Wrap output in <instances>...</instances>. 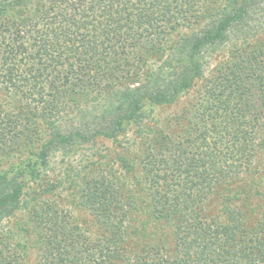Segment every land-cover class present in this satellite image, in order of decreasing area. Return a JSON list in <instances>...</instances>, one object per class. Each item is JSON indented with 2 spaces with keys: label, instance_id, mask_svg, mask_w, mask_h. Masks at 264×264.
Returning <instances> with one entry per match:
<instances>
[{
  "label": "trees",
  "instance_id": "16d2710c",
  "mask_svg": "<svg viewBox=\"0 0 264 264\" xmlns=\"http://www.w3.org/2000/svg\"><path fill=\"white\" fill-rule=\"evenodd\" d=\"M260 3L0 0V92L13 104H0V223L25 211L18 228L38 251L21 258L15 242L0 264H264V40L237 43L196 105L142 135L153 129L146 106L188 92L202 51L248 29ZM133 128L139 154L121 161L130 173L135 160L140 180L99 171L82 182L79 205L103 229L91 238L44 172L54 153ZM242 193L251 201L239 209Z\"/></svg>",
  "mask_w": 264,
  "mask_h": 264
},
{
  "label": "rangeland",
  "instance_id": "374dc122",
  "mask_svg": "<svg viewBox=\"0 0 264 264\" xmlns=\"http://www.w3.org/2000/svg\"><path fill=\"white\" fill-rule=\"evenodd\" d=\"M254 1L255 3H262L250 11L252 20L249 23L250 27L248 29L245 28L242 31L233 30L228 33V38L224 43L216 44L202 51L199 59L202 64V76L188 92L181 94L168 105L146 106L145 109L148 112L147 121L153 129L149 131L145 129L142 135L156 132L160 128H167L168 122L171 121L173 116L179 115L185 108H191L193 105H196L204 92L209 90V87L215 85L214 80L224 71L225 64L231 58L233 48L237 43L245 41L251 43L253 41L264 40V0ZM193 30L194 27L178 28L175 33L168 37L164 53L160 56L148 58L147 65L150 68H156L161 65V62L170 56L171 48L177 46L180 40L188 37ZM136 85L133 84L132 86ZM0 104L9 111L13 109L12 102L10 103V100L2 92H0ZM137 131L142 130H138L137 128L129 129L124 136L116 140L99 139L94 144L75 146L66 151H59L54 153L50 158L49 169L44 173L47 175L48 180H51L56 186V190L52 194L53 199L57 201V204L61 208L71 213L79 228L88 232L91 238H97L103 229L100 230L89 210L79 205L80 189L83 186L82 182L89 180V178H95L99 174V171L104 175L112 174L115 176V180L120 182L139 181L141 175L137 162L132 159L130 160L134 168L130 173H127L121 161L124 158L128 159V157L134 158L138 156L140 151V133ZM259 157L257 169L262 166L264 154H261ZM250 183L249 178H245L243 182H240V190L247 189ZM240 200V202L234 203L239 209L247 208L245 204L251 201L244 200L243 193ZM17 214L19 216L3 219L0 223V249L4 252V256L7 257L9 256L8 253L11 247L17 242L24 245L27 249L24 252L23 250L16 251L21 258H26L25 254L30 259L36 258L37 249L30 247L32 246L30 245L33 241L32 237L24 234L18 228L19 226H26V212L22 210Z\"/></svg>",
  "mask_w": 264,
  "mask_h": 264
}]
</instances>
